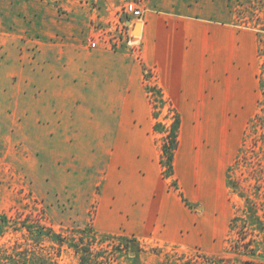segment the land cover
Instances as JSON below:
<instances>
[{
    "label": "rangeland",
    "instance_id": "rangeland-1",
    "mask_svg": "<svg viewBox=\"0 0 264 264\" xmlns=\"http://www.w3.org/2000/svg\"><path fill=\"white\" fill-rule=\"evenodd\" d=\"M212 5L220 12L230 7L238 25L259 34L263 95L228 174L230 218H226L223 197H211L213 183L208 176H196L193 193L187 191L185 199L198 218V230L193 235L184 233L176 246L136 237L127 231L125 213L110 212L117 195L119 203L122 198L120 189L104 186L116 171L111 169L106 149L110 137L112 142L115 139L104 132L111 121L102 116L105 102H58L74 107L70 119L55 111L56 124L67 125L69 130L47 131L54 119L47 101L50 47L61 48L75 38L86 40L83 22L75 16L85 13V8L52 0H0V264H82V257H88L90 264L264 262V0H212ZM140 33L136 27L134 35ZM143 82L156 125L147 137L163 159L177 111L159 87L155 69L144 74ZM126 120L119 118L120 129ZM179 135L182 145L188 135L184 130ZM145 138L134 135L137 144L146 142ZM119 141L115 176L123 182L127 172L122 170L126 161L121 152H126L122 145L127 135L120 133ZM180 169L178 193L185 195L189 180ZM111 220L116 228H105ZM27 227L41 229L48 236L38 238Z\"/></svg>",
    "mask_w": 264,
    "mask_h": 264
},
{
    "label": "crops",
    "instance_id": "crops-1",
    "mask_svg": "<svg viewBox=\"0 0 264 264\" xmlns=\"http://www.w3.org/2000/svg\"><path fill=\"white\" fill-rule=\"evenodd\" d=\"M52 2L85 8V13L75 16L83 22L82 35L86 40L75 38L61 48L50 47L47 101L50 118L54 119L47 131L69 130L67 125L56 124L55 111L70 119L74 107L58 102L83 99L106 103L102 116L111 119L110 128L104 132L115 139L112 142L110 137L106 143L113 171H119V134L128 137L122 143L126 152H121L126 161L122 163L126 181L120 182L114 171V179L104 183L112 191L121 190V204L116 194L111 214L125 213L127 231L136 237L156 238L178 246L184 233L193 235L198 230V218L191 214L185 197L194 190L196 176L203 174L213 183L211 197H223L229 219L232 203L228 200V174L242 150L248 120L259 112L263 95L259 34L238 25L230 7L221 12L213 8L212 0H190L189 4L180 0H144L142 20L127 21L134 27L139 21L142 23L141 63L129 53L103 44L96 49L89 47L96 27H105L112 18L117 0ZM152 69L180 119L170 177L147 137L156 125L143 78ZM85 88L88 91L83 94ZM120 117L127 119L121 129ZM183 130L188 136L180 145L179 134ZM135 134L146 137V142L137 144ZM178 167L189 180L185 195L178 193ZM105 228L114 229L116 223L111 220Z\"/></svg>",
    "mask_w": 264,
    "mask_h": 264
},
{
    "label": "built area",
    "instance_id": "built-area-1",
    "mask_svg": "<svg viewBox=\"0 0 264 264\" xmlns=\"http://www.w3.org/2000/svg\"><path fill=\"white\" fill-rule=\"evenodd\" d=\"M144 12L143 0H117L115 12L107 25L96 27V36L90 41V49H96L103 44L112 50L127 52L141 61L143 59L141 36L134 35L136 27L127 21L131 18L141 21Z\"/></svg>",
    "mask_w": 264,
    "mask_h": 264
},
{
    "label": "trees",
    "instance_id": "trees-1",
    "mask_svg": "<svg viewBox=\"0 0 264 264\" xmlns=\"http://www.w3.org/2000/svg\"><path fill=\"white\" fill-rule=\"evenodd\" d=\"M178 128H179V119L177 118V123L174 126V129L172 130L170 134V141L168 145H165L164 147V157L162 159V163L166 168V175L168 177L173 175V159H174V153L177 150L178 146ZM28 231L33 235L37 236L38 238H43L44 236H48V234L43 233L41 229L36 230L33 227H27ZM62 245V244H61ZM88 252V251H87ZM88 257H82L81 262L82 264H90V261H88ZM242 264H264V262H260L253 259H247Z\"/></svg>",
    "mask_w": 264,
    "mask_h": 264
},
{
    "label": "water",
    "instance_id": "water-1",
    "mask_svg": "<svg viewBox=\"0 0 264 264\" xmlns=\"http://www.w3.org/2000/svg\"><path fill=\"white\" fill-rule=\"evenodd\" d=\"M136 27L141 28V27H142V23H137ZM141 33H142V31H141ZM141 33H140V34H141Z\"/></svg>",
    "mask_w": 264,
    "mask_h": 264
},
{
    "label": "bare ground",
    "instance_id": "bare-ground-1",
    "mask_svg": "<svg viewBox=\"0 0 264 264\" xmlns=\"http://www.w3.org/2000/svg\"><path fill=\"white\" fill-rule=\"evenodd\" d=\"M141 29H142V27L140 28V32H141Z\"/></svg>",
    "mask_w": 264,
    "mask_h": 264
}]
</instances>
